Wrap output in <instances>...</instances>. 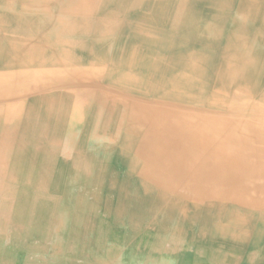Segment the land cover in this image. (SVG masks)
<instances>
[{"label": "bare ground", "instance_id": "1", "mask_svg": "<svg viewBox=\"0 0 264 264\" xmlns=\"http://www.w3.org/2000/svg\"><path fill=\"white\" fill-rule=\"evenodd\" d=\"M66 229L79 264H264V0H0V264Z\"/></svg>", "mask_w": 264, "mask_h": 264}, {"label": "rangeland", "instance_id": "2", "mask_svg": "<svg viewBox=\"0 0 264 264\" xmlns=\"http://www.w3.org/2000/svg\"><path fill=\"white\" fill-rule=\"evenodd\" d=\"M101 211L103 209H100ZM67 232V229L65 231L59 230V233L61 235H63L62 240L60 241V243L58 244V250L57 253H38V252H30V250L27 248V246L31 245V246H37L40 243V240L38 239L37 235H34L32 237L29 238V240H23L21 241V244L18 245H13V243L11 242L10 239H8V243H7V247L10 249V251L12 252V256L14 257L12 261H9V259L7 258V260L5 259L3 263L1 264H23V262L28 259H34L38 262H36V264H40L38 258L43 259V262H47L46 264H52L51 262L53 260L55 261H60L61 258L63 259H67V260H71L73 262H76L77 264H79L82 261V258H76V257H72L73 252H76L75 250L72 251L71 249H69L70 246V242L68 239V236L65 234ZM126 235L128 233H125ZM124 235L119 233L116 234V237L119 239H121L120 237H122ZM10 236V235H8ZM146 240H150L152 242L155 243H161L163 242V238L160 235H153V236H148V235H141L138 239L137 242H143L144 246L141 245L140 247H133L131 250L127 251V255L128 257H133L135 260H137V262H141L144 258H146L147 256H143L142 253L144 254V251L146 250ZM71 241V240H70ZM7 242V241H6ZM69 242V243H68ZM123 242V241H122ZM121 242V244H122ZM52 244V240L51 239H46V245L49 246ZM26 245V246H25ZM144 247V248H143ZM140 249V250H139ZM138 250V251H137ZM60 251V252H58ZM24 254L27 255L28 257L26 258H22L20 259V255ZM150 254V255H149ZM149 257H153V260L151 261V264H155L157 261H159L160 256L156 255L152 249L148 250V254ZM193 255V254H192ZM191 254H189L187 256V258H193ZM143 259H142V257ZM197 255L194 254V257H196ZM30 257V259H29ZM166 260H169V258L167 257ZM154 261V262H153ZM140 264V263H138Z\"/></svg>", "mask_w": 264, "mask_h": 264}]
</instances>
